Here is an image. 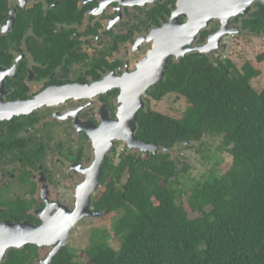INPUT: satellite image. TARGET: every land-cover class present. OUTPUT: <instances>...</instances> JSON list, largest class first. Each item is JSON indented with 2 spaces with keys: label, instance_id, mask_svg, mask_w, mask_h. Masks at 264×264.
<instances>
[{
  "label": "flooded vegetation",
  "instance_id": "obj_1",
  "mask_svg": "<svg viewBox=\"0 0 264 264\" xmlns=\"http://www.w3.org/2000/svg\"><path fill=\"white\" fill-rule=\"evenodd\" d=\"M182 1L0 0V264H52L69 246L50 260L70 212L94 185L100 147L112 142L90 190L96 211L92 200L106 163L128 148L112 138L125 88L140 85L141 65L160 31L188 22ZM247 18L234 17L224 35L213 19L183 45L185 56L171 54L168 67L201 53L199 47L213 57L241 37H263L245 28ZM149 90L142 95L146 106L136 112L137 127L139 112L154 99Z\"/></svg>",
  "mask_w": 264,
  "mask_h": 264
},
{
  "label": "trees",
  "instance_id": "obj_2",
  "mask_svg": "<svg viewBox=\"0 0 264 264\" xmlns=\"http://www.w3.org/2000/svg\"><path fill=\"white\" fill-rule=\"evenodd\" d=\"M245 28L264 37V4L256 3ZM258 59L263 62L264 53ZM260 75L249 61L239 68L231 59L198 52L170 63L149 94L161 101L175 93L187 107L179 117L150 107L140 111L137 136L164 150L127 148L106 163L92 204L119 218L113 235L95 229L84 251L89 262L264 264V89L252 84ZM215 137L232 163L223 174L193 181L187 202L197 216L191 217L181 181L188 169L170 151L180 145L202 148ZM112 238L119 249L110 245ZM78 255L67 246L52 264H83Z\"/></svg>",
  "mask_w": 264,
  "mask_h": 264
},
{
  "label": "water",
  "instance_id": "obj_3",
  "mask_svg": "<svg viewBox=\"0 0 264 264\" xmlns=\"http://www.w3.org/2000/svg\"><path fill=\"white\" fill-rule=\"evenodd\" d=\"M264 0H183L180 4V11L187 13L189 20L185 24H178L174 26L171 24L169 27L160 31L159 41L156 43L154 50L150 53L148 58L143 62L140 69L139 80L140 85L137 87L125 88L124 106L121 110V121L117 122L118 133L113 135V140L118 139L126 143L129 149L139 150L141 152H148L158 154L164 150L158 144L151 143L139 138L136 134L137 131V117L136 112L140 107H145L146 103L142 99V95L146 93L153 85L159 83L161 78L168 68L171 54H176V57L185 56L186 51L183 50V45L194 40L198 33L207 27L213 19H219L222 23L221 34L224 35L227 26L230 24L234 17L240 15H248L252 12L253 6ZM208 48V47H207ZM206 47H199L197 50L201 53H208ZM131 90V92H128ZM127 94L132 95L129 102ZM130 117H127V115ZM126 122H130L131 126H127ZM188 144V143H186ZM109 147H100L97 159V173L94 180V185L91 187L94 190L99 182L101 174V163L106 157ZM168 150V149H165ZM90 189V190H91ZM88 191L84 198H80L75 211L70 212L71 220L68 229L64 231L62 240L57 246L53 247L50 260L60 251L63 246H66L72 234V230L76 225L88 216H102V211H92L90 205L91 191ZM23 230L24 226H20ZM21 245L25 244V240L21 239ZM18 244V245H20Z\"/></svg>",
  "mask_w": 264,
  "mask_h": 264
},
{
  "label": "rangeland",
  "instance_id": "obj_4",
  "mask_svg": "<svg viewBox=\"0 0 264 264\" xmlns=\"http://www.w3.org/2000/svg\"><path fill=\"white\" fill-rule=\"evenodd\" d=\"M263 53L264 38L246 35L241 37L232 48L230 47V50L226 49L225 52L213 55V57L219 56L224 59H231L239 68L245 62H251L261 71V75L252 81L253 86L261 92L264 89V61H259L258 57ZM186 107V101L178 97L175 93L168 94L161 101L150 99L151 109L173 117L181 116ZM220 143L221 138L215 137L206 140L202 148L199 146L187 148L184 145H180L170 151L173 158L183 161L188 169L181 177V181L185 185L184 188L188 190V194L184 196L183 200L191 217L197 216L196 213L190 210L187 202L193 181L195 179L204 180L212 173L223 174L231 166L232 156L220 147ZM182 167L183 165H180V168ZM118 218L119 213L107 214L104 212L102 216L87 217L75 228L73 236L69 241V248L79 254L77 258L80 262L83 264H94L89 262V257L84 252L92 242L93 232L95 229H106L113 235ZM110 245L115 249H119L120 242L112 238Z\"/></svg>",
  "mask_w": 264,
  "mask_h": 264
}]
</instances>
